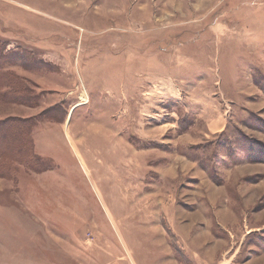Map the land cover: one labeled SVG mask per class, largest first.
Instances as JSON below:
<instances>
[{
    "label": "rangeland",
    "instance_id": "obj_1",
    "mask_svg": "<svg viewBox=\"0 0 264 264\" xmlns=\"http://www.w3.org/2000/svg\"><path fill=\"white\" fill-rule=\"evenodd\" d=\"M0 56V264H264V0H0Z\"/></svg>",
    "mask_w": 264,
    "mask_h": 264
},
{
    "label": "trees",
    "instance_id": "obj_2",
    "mask_svg": "<svg viewBox=\"0 0 264 264\" xmlns=\"http://www.w3.org/2000/svg\"><path fill=\"white\" fill-rule=\"evenodd\" d=\"M1 57V56H0ZM3 140H6L5 138H3ZM2 141V140H1ZM1 141H0V143H1Z\"/></svg>",
    "mask_w": 264,
    "mask_h": 264
},
{
    "label": "bare ground",
    "instance_id": "obj_3",
    "mask_svg": "<svg viewBox=\"0 0 264 264\" xmlns=\"http://www.w3.org/2000/svg\"><path fill=\"white\" fill-rule=\"evenodd\" d=\"M81 160V159H80Z\"/></svg>",
    "mask_w": 264,
    "mask_h": 264
}]
</instances>
